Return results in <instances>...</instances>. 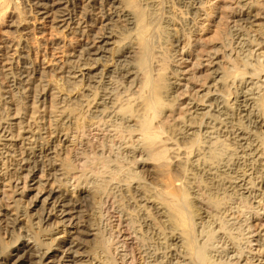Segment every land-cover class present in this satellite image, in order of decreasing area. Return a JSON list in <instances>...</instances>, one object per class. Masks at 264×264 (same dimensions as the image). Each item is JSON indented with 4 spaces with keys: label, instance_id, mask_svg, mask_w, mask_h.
<instances>
[{
    "label": "bare ground",
    "instance_id": "1",
    "mask_svg": "<svg viewBox=\"0 0 264 264\" xmlns=\"http://www.w3.org/2000/svg\"><path fill=\"white\" fill-rule=\"evenodd\" d=\"M31 1L37 21L65 23L80 9L86 12L87 35L96 25L104 28L106 35L96 33L87 55L107 44L113 34L106 26L120 19L113 53L124 60L115 77L131 78L132 86L122 90L105 76L108 82L92 108L107 116H91L86 124L78 122L83 117L76 113L78 96L55 87L51 121L75 129L70 139L61 135L73 151L59 164L55 142L61 136L40 146L42 155L32 151L41 129L32 126V117L21 143H14L11 130L25 120L21 105L14 104L15 123L0 143V156L13 153L10 173L9 164L0 166L10 175L0 183V264L54 262L48 252L55 248L67 264H264V149L257 132L264 119L260 0L220 6L211 0ZM12 2L16 6V0H0V14ZM111 8L114 15L107 13ZM201 13L223 27L216 46L192 37ZM21 66L15 75L25 87L31 72ZM60 75L76 80L72 67L60 68ZM146 165L154 182L141 173ZM56 174L61 179L54 184ZM27 191L33 193L34 214L22 206ZM110 214H117L115 225ZM52 218L63 226L66 220L73 231L56 238Z\"/></svg>",
    "mask_w": 264,
    "mask_h": 264
},
{
    "label": "rangeland",
    "instance_id": "2",
    "mask_svg": "<svg viewBox=\"0 0 264 264\" xmlns=\"http://www.w3.org/2000/svg\"><path fill=\"white\" fill-rule=\"evenodd\" d=\"M229 1L231 0H211L209 4L212 3L220 6L222 4H228ZM14 3L15 2H12L8 8L4 9L0 14V143H5L1 136L9 128L11 123H15L13 120V109H15L14 104L19 103L21 105V113L24 115L23 117L25 120H22L19 130L18 125L14 126L11 130L14 143H21L22 137L25 135L24 132L29 129L30 125L28 124L30 117H32L34 121L32 126L41 127L40 131L35 134L34 150H32L39 156L43 154L42 150L39 153V148L43 145H46L50 140H55L61 135H66L67 138L70 139L75 130L73 124L56 125L51 121L54 118L52 114L54 115L55 112L51 107L50 95L57 91L56 88H58L62 94L78 96L79 105L77 106L78 111H76V113H81L83 115V117L79 116L81 120L78 119V122L80 121L86 124L91 116L96 117L95 119H105L107 116V112L96 113L92 108V102L94 98L97 97L96 93L98 94L101 92L99 95H102V90L106 85L105 83L108 82L105 76L111 75L114 82H116L122 90H124L126 86H132L130 84L131 78L124 80V78L115 77L117 76V72L115 71H119L122 68V60H124L122 55L117 56L113 53V49L119 42V38H117V35H119L118 26L122 22L115 17V21L106 26V28H109L111 31V34H113L111 39L108 40L107 44L101 48V50L87 55L86 48L91 45L90 41L97 37L96 33H103L105 29L96 25L90 35H87L88 32H85V28H83L85 25L83 23V19L86 15L85 11L80 9L73 11V20L65 23L64 21L57 22L55 20L48 22L44 21V19L37 21L35 18H39V15L34 14L31 0H16V6ZM208 6L209 5L206 4L204 7L205 13L207 14L211 12ZM257 7L256 9L262 13L261 16L263 17V19L259 21L264 24V0H260V5ZM107 13L114 15V8H111ZM194 22L195 27L192 37H196V39L206 47L216 46L218 44L216 35L223 29L222 25L215 26V24L211 22H206L205 16L202 13ZM204 26L207 27L204 29ZM200 28H203V30L199 31ZM104 34L106 35L105 32ZM96 39L94 43L101 46V44L98 43V38ZM87 43L89 44L87 45ZM181 45H179V47ZM103 49L105 50L103 51ZM217 59L221 63L223 62L221 57ZM23 61L25 63H22ZM21 65H24V68L26 67V69H29L31 72L27 86L25 87L21 85L19 79L15 75L17 68L23 67ZM67 66L73 68L76 80L60 77V68ZM196 75H199L197 80H204L202 73H197ZM81 78L82 80H80ZM26 87H28V89H25ZM40 94H42L43 97L37 98ZM202 100L203 99L200 101ZM198 104L205 107L208 105V102H199ZM261 125L262 126H260L257 132L259 139H262L261 142L264 149V119ZM67 140L61 136V142H55L56 151L58 153L56 157L54 156L55 164H59L60 158H68L72 154V146ZM5 151V154L0 156V166L4 167L6 164H9L8 170L10 173V168L13 167V165H10V163H13V153H10V150ZM36 159H38V157ZM146 167L147 165L144 168L142 167L143 170L146 169ZM139 169L142 170L141 167ZM139 169L137 168L138 171H140ZM144 172L142 171L141 173L144 177H147L145 179L154 182L152 178H148V172L145 170ZM0 175H2L0 176V183H7L5 179L6 177H10V175L5 174L2 169ZM53 177L55 178L54 184H57V181L61 179V176L58 174ZM72 184V181L67 183L68 188H72ZM3 189L8 188L5 186ZM32 195L33 193L27 191L22 198V206L25 210L30 212L29 214L35 213L33 212L32 204L29 203L30 198H33ZM73 198L74 200H78L75 196ZM89 202L90 200H87V203ZM110 215H113L110 219V223L112 224L113 222V225H115V222L117 223V214L116 216L115 214ZM262 216L260 223L261 225L263 224L261 227L264 228V214ZM31 218H33V222L36 221L33 216ZM103 219L104 217L101 221ZM68 220L69 218H67V221ZM57 221L58 219L56 218H52L49 221L56 238L65 237V234L62 233L63 230L73 231V226L68 224L66 220L64 226L58 224ZM88 222L87 220V223ZM105 223L106 227H108L107 218L102 221V225L105 226ZM121 224L120 227L123 228L124 223ZM88 239L89 238H86V240ZM84 245H86L85 249L87 250L89 248L87 246L90 244L89 242H84ZM53 253L54 262L47 259L43 264H67L66 262H60V257L62 255L58 248L48 252V254Z\"/></svg>",
    "mask_w": 264,
    "mask_h": 264
}]
</instances>
